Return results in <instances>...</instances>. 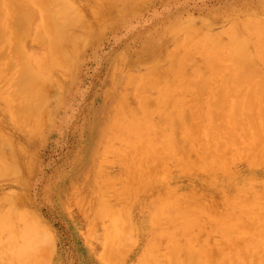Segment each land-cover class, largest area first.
I'll list each match as a JSON object with an SVG mask.
<instances>
[{
    "label": "bare ground",
    "instance_id": "bare-ground-1",
    "mask_svg": "<svg viewBox=\"0 0 264 264\" xmlns=\"http://www.w3.org/2000/svg\"><path fill=\"white\" fill-rule=\"evenodd\" d=\"M90 1L105 6L104 0ZM130 1L110 0L123 7ZM93 19L85 0H0V116L21 135L33 131L24 125L28 119L36 122L46 108L44 88L65 86L76 43ZM180 27L172 29L162 55L113 63L108 84L111 90L120 86L122 114L107 92L89 125L84 152L89 163L98 158L101 180L112 179L99 154L106 151V133L119 121L122 139L135 148L123 152L130 160L123 164L120 182L136 183L131 194L124 189L134 201L145 187L137 220L125 207L120 220V209L115 214L112 205L101 202L97 212L119 232L106 230L87 248L96 264H264V5L241 20L199 30ZM179 46L186 47L180 58ZM133 93L136 110L129 104ZM22 151L21 143L8 154L0 149V182L11 187L0 194V203L17 201V155ZM215 190L228 197L224 214L209 199ZM20 208L0 213V264L41 262L34 254L44 241L30 238L33 228ZM204 218L218 240L216 251L196 240ZM18 240L23 244L15 250ZM131 240L138 247L124 254L121 247Z\"/></svg>",
    "mask_w": 264,
    "mask_h": 264
},
{
    "label": "rangeland",
    "instance_id": "rangeland-1",
    "mask_svg": "<svg viewBox=\"0 0 264 264\" xmlns=\"http://www.w3.org/2000/svg\"><path fill=\"white\" fill-rule=\"evenodd\" d=\"M104 2L105 6L99 8L90 0H85L94 19L87 32L76 43L77 53L72 57L74 61H71V68L63 78L65 86L58 89L49 84L44 88L46 108L37 113L36 122L28 119L30 122L24 125L27 129L33 127V131L21 135L5 115L0 116V133L5 136L0 137V149L8 154L19 143L23 145V151L17 155L20 163V171L16 177L17 201L13 205L1 202L0 213H4L9 207H21L18 213H22L20 215L33 228L30 238L38 236L44 241L35 248L37 252L34 255L37 261L38 258L41 260L40 264H96L89 257L87 248L91 247V243L97 244L98 236L104 231L119 232L108 219L97 212L98 209L101 210V202L105 200L108 208L112 205L110 208L116 210L115 214L120 209L118 219H123L122 215L127 209L128 214L132 213L131 217H136L137 220L138 203L145 200V187L141 185L139 198L136 197L134 201L127 197L124 189L131 194L137 188L136 183H130L133 185L128 187L120 182L122 168L130 160L128 150L135 148L130 145L127 147L122 139L119 121L106 133L107 148L99 154L101 166L103 165L108 176L110 174L111 180L107 176L101 180L96 172L98 158L93 157L94 162L89 163L84 152L90 141L88 128L94 122L100 98L110 92L112 97L109 99L119 107L117 110L122 114L120 107L123 100L118 89L120 86L114 85L115 90H111L108 84L113 73L110 72L113 63H123L125 60L144 61L162 55L171 39L172 29L177 26L199 30L209 24H222L226 19L241 20L247 14L260 11L264 5V0H131L125 7L112 6L110 0ZM184 48L186 47H176V57H181ZM158 74L166 75L163 71ZM133 96L135 93L129 96V104L136 110V96ZM123 152L129 154L124 155ZM103 156H106V160ZM132 160L135 163V159ZM155 178L162 182L160 175ZM105 179L107 182H104ZM9 191L11 187L0 182V194ZM224 197L228 199L223 191L216 190L209 195L220 214H224ZM205 219V228L197 233L199 235L196 240L207 243L216 251L218 240L210 221ZM11 222L18 230V223H14L13 219ZM132 228L130 232L134 233L135 227ZM132 233L126 236L131 237ZM241 239H238L240 244L243 243ZM22 244L18 240L14 249L22 247ZM127 244L121 247L125 248L122 250L124 254L136 251V241L131 240L130 244L134 247H127ZM130 244L128 245L131 246ZM128 257L129 255L126 259Z\"/></svg>",
    "mask_w": 264,
    "mask_h": 264
}]
</instances>
